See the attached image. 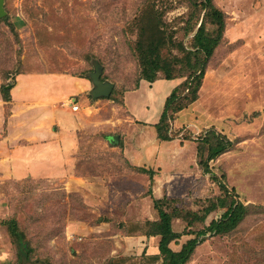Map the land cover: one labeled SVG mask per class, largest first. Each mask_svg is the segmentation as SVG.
I'll use <instances>...</instances> for the list:
<instances>
[{"label":"rangeland","instance_id":"obj_1","mask_svg":"<svg viewBox=\"0 0 264 264\" xmlns=\"http://www.w3.org/2000/svg\"><path fill=\"white\" fill-rule=\"evenodd\" d=\"M203 1L4 0L0 264H161L149 258L159 252L160 237L134 230L157 218L150 188L155 197L171 199L167 210L178 207L200 217L224 202L188 228L175 218L178 232L203 230L239 202L250 207L233 231L202 236L187 264H264V0H213L226 14V29L208 61L199 98L169 120L173 140H160L154 126L166 97L190 74L178 60L198 49L193 37L203 22ZM140 18L152 20L166 38L161 58L171 63L174 83L165 78L168 69L160 71L157 87L140 80L139 29L133 25ZM212 29L208 24L206 31ZM99 61L116 91L98 103L89 92L92 107L77 111L87 117L90 137L82 138L88 149H81L71 178L34 176L30 171L47 159L51 114L69 104L65 96L54 103L52 95L42 98L44 80L90 76ZM13 83L11 93L18 97L8 103L1 89ZM211 132L233 142L213 160L211 143L204 141ZM127 150L131 160L138 151L146 163L141 166L155 172L152 186ZM11 224L33 248L26 263L18 258ZM192 236L185 234L174 248Z\"/></svg>","mask_w":264,"mask_h":264},{"label":"trees","instance_id":"obj_2","mask_svg":"<svg viewBox=\"0 0 264 264\" xmlns=\"http://www.w3.org/2000/svg\"><path fill=\"white\" fill-rule=\"evenodd\" d=\"M202 3L205 6L203 22L198 32L193 37L194 48L198 49L190 51L186 50L184 57L181 60H178L179 62L183 63V67L185 66V69L190 71V74L187 75L183 82L176 85L171 90L170 94L165 99L163 111L159 121L154 124L157 130V137L162 141H171L174 139L172 136L167 134L169 127L168 122L171 117L198 100L199 92L203 85V78L207 70L208 61L214 54L217 46L224 38L226 29V14L214 4L213 0H204ZM154 17L159 19L158 13L154 14ZM7 19L8 17H5L2 21H6ZM208 24H211L213 27L212 33L206 31ZM133 25L139 29L135 51L138 58L140 59V64L143 67L140 80H145L153 84L159 79L160 71L168 69L169 72H167L165 78L168 81H174L177 76H175L172 73L173 70L170 69L171 63L166 61L164 58H161V49L168 42L163 36V33H160V28L158 25L152 23V20L146 21L144 18L136 19ZM9 26L11 29L14 27L10 24ZM97 64L102 65L100 61L97 62ZM78 77L91 80L89 75ZM102 80L107 81L106 77L103 75ZM14 84L15 83L2 86L1 91L4 101L11 100V88L14 86ZM139 87L140 81L136 83L135 89H138ZM115 91L116 90L114 87L109 97L94 98L92 94H90V97L95 100L113 99ZM176 101L178 102L175 103ZM204 139L205 143H211L209 146V160L217 158L219 155L228 151L233 145L231 140L217 136V134L214 132L206 135ZM135 169L138 172L147 174L150 178V185L152 186L155 172L152 169L144 166H135ZM148 193L153 200V207L157 213V218L155 220H146L142 227H135L134 230H143L144 228L146 236L160 237L158 245L159 252L157 254L150 255L149 258H151L154 262L160 261L162 259L161 264H187L190 262L196 248L200 244V238L202 236L204 237L207 233L226 234L233 231L243 221L250 210L248 205L239 202L236 205L230 206L220 218L213 219L203 230L197 232L189 230L188 233H186L185 230L178 232L173 227V220L175 218H181L186 221L188 228L193 226L197 220H205L212 210L223 206L224 202L222 201L221 203L219 202V204H212L206 208L205 215L200 217L194 211L183 213V211H181L178 207H173L171 211L167 210V204L165 205V203L166 200H169L170 198L167 196L161 198L155 197L152 192V188L148 190ZM9 230L11 237L14 239V241H17L20 246L18 252L19 260L24 263L30 261L33 248L30 243L26 241L23 232L21 233L19 231V228L16 224H11ZM185 234H192L194 236L186 240V242L181 245L180 249L176 250L173 245H180V240Z\"/></svg>","mask_w":264,"mask_h":264},{"label":"crops","instance_id":"obj_3","mask_svg":"<svg viewBox=\"0 0 264 264\" xmlns=\"http://www.w3.org/2000/svg\"><path fill=\"white\" fill-rule=\"evenodd\" d=\"M44 82V88L47 89V92L45 90L41 92L42 98L44 96L49 98L52 95L51 100L53 99L54 103L60 96H65L69 104L67 105L65 103L59 112L53 110L51 116L52 118L54 117L55 122L50 126L51 128H49V130L45 131L49 136L45 143L48 149L45 153L47 154V159L44 161L42 160V166H40L37 171L32 169L30 173L34 176H44L52 179L55 177L69 179L72 177L74 169H76L81 149H83L84 146L88 149L82 137H86V135L88 136L87 138L90 137L88 129H86L88 125L87 117L82 112L74 111L73 105L74 103L78 104L79 110L81 106H88V108L92 107V102L89 101L87 94L89 92V95L92 94L93 84L91 80L71 75H58L57 77L51 78V80H44ZM172 82L174 83V81ZM15 85L16 84H14V86ZM158 85L159 81H156L154 87ZM16 96L18 97L16 92H13V95L11 93V100L5 102L11 103ZM101 100L102 99H98L95 103ZM111 136L112 135H109L107 137L110 141H112L113 137H117ZM136 152L135 159L131 160L127 150L126 154L128 159L133 161L137 166L146 164L144 162L141 163L143 157L138 151Z\"/></svg>","mask_w":264,"mask_h":264},{"label":"water","instance_id":"obj_4","mask_svg":"<svg viewBox=\"0 0 264 264\" xmlns=\"http://www.w3.org/2000/svg\"><path fill=\"white\" fill-rule=\"evenodd\" d=\"M5 14L4 0H0V18L5 16ZM102 75L103 66L101 64H97L95 66V70L90 75L93 84L92 96L94 98L109 97L115 87L113 82L102 80ZM114 140H118L117 137H113L112 141Z\"/></svg>","mask_w":264,"mask_h":264},{"label":"built area","instance_id":"obj_5","mask_svg":"<svg viewBox=\"0 0 264 264\" xmlns=\"http://www.w3.org/2000/svg\"><path fill=\"white\" fill-rule=\"evenodd\" d=\"M73 110H74V111H78V110H79V105L76 104V103H74V105H73Z\"/></svg>","mask_w":264,"mask_h":264}]
</instances>
